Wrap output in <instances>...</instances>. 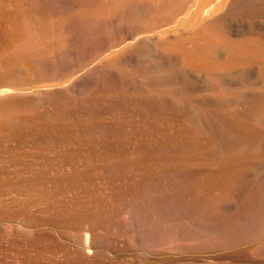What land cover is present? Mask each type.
Instances as JSON below:
<instances>
[{
	"label": "bare ground",
	"instance_id": "bare-ground-1",
	"mask_svg": "<svg viewBox=\"0 0 264 264\" xmlns=\"http://www.w3.org/2000/svg\"><path fill=\"white\" fill-rule=\"evenodd\" d=\"M134 1L118 0V13L107 16L109 31L136 39L102 70L145 110L175 115L179 134L146 138L138 150H105L91 165L98 161L106 170L115 164L125 172L137 161L158 165L150 152L164 151L161 162L170 172L190 170L213 182L153 186L165 190L163 197L149 196L135 182L104 203L106 213L67 216L75 233L58 219L42 224L52 226L82 264L117 252L125 257L121 264H264V0H162L143 7ZM182 5L192 9L178 36L167 43L148 36L155 22L169 20ZM57 30L76 51L75 36ZM106 127L113 132L115 124Z\"/></svg>",
	"mask_w": 264,
	"mask_h": 264
},
{
	"label": "rangeland",
	"instance_id": "rangeland-1",
	"mask_svg": "<svg viewBox=\"0 0 264 264\" xmlns=\"http://www.w3.org/2000/svg\"><path fill=\"white\" fill-rule=\"evenodd\" d=\"M134 2L143 7L162 0ZM116 3L121 4L0 0V88L10 90L0 94V264H82L43 220L58 219L75 233L77 227L66 222L67 216L106 213L104 203L126 185L138 182L149 196L163 197L165 190L155 192L153 186L164 188L189 178L205 185L213 182L206 175L192 176L190 170L170 172L161 162L164 151L150 152L158 165L137 161L125 172L115 164L106 170L98 161L91 165V159L105 158V150H138L145 147L146 138L179 134L175 115L145 110L102 70L136 39H122L108 30L107 16L118 13ZM191 9L182 5L169 20H158L148 36L155 42L172 40ZM57 29L75 36L76 51ZM181 61L179 57L177 63ZM81 76L86 80L66 90ZM109 123L115 124L113 132L106 127ZM7 226L13 228L11 233ZM123 258L121 252L110 253L94 264H121Z\"/></svg>",
	"mask_w": 264,
	"mask_h": 264
}]
</instances>
